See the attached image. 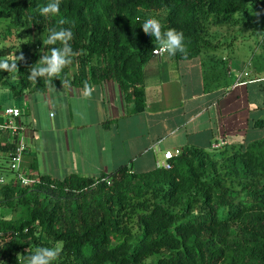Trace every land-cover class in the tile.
Returning a JSON list of instances; mask_svg holds the SVG:
<instances>
[{"label": "trees", "instance_id": "1", "mask_svg": "<svg viewBox=\"0 0 264 264\" xmlns=\"http://www.w3.org/2000/svg\"><path fill=\"white\" fill-rule=\"evenodd\" d=\"M48 2L0 0L3 38L23 25L44 34L28 40L19 73L0 71V90L21 95L61 81L81 88L113 81L133 103L132 112L140 113L143 69L156 47L142 30L145 18L184 33L187 52L174 55L178 60L219 49V30L255 37L264 31V0H61L58 15L41 16L39 7ZM60 27H71L79 55L59 78L30 82V67L41 49L48 51L42 41ZM12 50L1 46L0 56ZM12 149L0 143L6 174L0 183L3 264H27L36 248L53 246L62 249L53 264H264V137L227 154L188 147L170 169L141 173L123 165L96 179L40 177L31 187L16 183Z\"/></svg>", "mask_w": 264, "mask_h": 264}, {"label": "crops", "instance_id": "2", "mask_svg": "<svg viewBox=\"0 0 264 264\" xmlns=\"http://www.w3.org/2000/svg\"><path fill=\"white\" fill-rule=\"evenodd\" d=\"M236 34L221 36L219 49L193 59L152 56L143 69L140 113L113 81L91 84V97L71 84L3 94L8 105L0 111L22 110V168L35 178L96 179L123 165L151 171L166 151L214 152L212 144L226 140L217 151L235 152L263 138L264 126L255 123L264 121V45L252 48ZM0 143H10L6 134L0 133Z\"/></svg>", "mask_w": 264, "mask_h": 264}, {"label": "clouds", "instance_id": "3", "mask_svg": "<svg viewBox=\"0 0 264 264\" xmlns=\"http://www.w3.org/2000/svg\"><path fill=\"white\" fill-rule=\"evenodd\" d=\"M61 0H49L46 6L39 7V14L44 17L56 16L60 12ZM68 23L66 20H60L59 24ZM145 34L151 36L156 42V47L152 50L154 56H163L168 54L174 56L177 53L185 54L187 52L185 46V36L182 31L175 28L164 29V25L156 17L149 16L144 19L141 25ZM135 36V33H133ZM73 40V32L69 28H51L46 39L42 41L43 45L48 49L44 52L41 49V58L30 67L28 80L36 82L38 78H47L53 80L59 78L62 71L72 63L74 57L79 55L73 50L71 41ZM59 44L60 46H56ZM25 61L23 54L17 56L15 54L0 56V71L7 73H19L18 62ZM38 63L39 66H35ZM64 85V81H61ZM94 86L85 82L83 94L91 97ZM7 93L10 91L7 87L2 89ZM62 249L58 246L38 247L27 257V264H53L57 260Z\"/></svg>", "mask_w": 264, "mask_h": 264}, {"label": "built area", "instance_id": "4", "mask_svg": "<svg viewBox=\"0 0 264 264\" xmlns=\"http://www.w3.org/2000/svg\"><path fill=\"white\" fill-rule=\"evenodd\" d=\"M154 56V55H153ZM22 110L18 107H6L0 111V133L6 134L13 145L12 152L10 153L9 168L12 172L16 183L22 187H31L36 184L39 178H35L27 173L22 168V160L27 150V145L24 137L26 127L21 122ZM227 144L226 140H219L212 144L213 150L222 149ZM182 153L181 150L166 151L162 159H157L156 168L170 169V161ZM106 180L111 184L110 179ZM0 183H5V178H0Z\"/></svg>", "mask_w": 264, "mask_h": 264}, {"label": "rangeland", "instance_id": "5", "mask_svg": "<svg viewBox=\"0 0 264 264\" xmlns=\"http://www.w3.org/2000/svg\"><path fill=\"white\" fill-rule=\"evenodd\" d=\"M6 26H7L6 23H3V24L0 25V47L1 46H3V47L4 46L11 47L13 49L12 50L13 53L15 55H17V56L20 55L24 51V49H25V47H26L27 42H28L29 39H32L34 37L35 38L36 37L37 38L38 37H42V38L44 37V34L36 31L34 28H31V26H29V25L28 26L27 25H23V26H20L19 27V29L16 31V33H14L12 35L11 38H9V39L8 38H3V34H4L3 31H4V28ZM239 31L240 30H238L237 32H239ZM250 31L251 30H248V32H250ZM222 34H224V36H225L226 34H233V32H230V31L229 32H226L225 30H219V35H218L219 41L222 40L221 39V36H220ZM257 34H258L259 39H258V37H255V36H249V34H246L245 36H243L245 38V42L250 43V45H251L252 48L253 47L255 48V45L257 43H260L262 46L264 45V31L257 30ZM1 36H2V38H1ZM218 42H217V44H220L221 43V42H219V43ZM261 50L263 52L264 47H262ZM218 52H219V50H218ZM2 89L0 90V107L1 108H3L6 105H8L7 102L5 103V101H3V94H8L11 97L10 91H8L7 93H5V92L2 91ZM225 154H227V153L225 152ZM218 155H220V154H216V156H218ZM4 171H5L4 169H1L0 168V178L1 177L5 178V176H2L5 173ZM5 180H6V178H5ZM21 214H22V210L21 209H18V211L16 212V216H20ZM0 264H3L1 260H0Z\"/></svg>", "mask_w": 264, "mask_h": 264}]
</instances>
